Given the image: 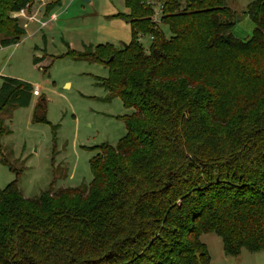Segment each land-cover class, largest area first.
Returning a JSON list of instances; mask_svg holds the SVG:
<instances>
[{
  "label": "trees",
  "instance_id": "trees-1",
  "mask_svg": "<svg viewBox=\"0 0 264 264\" xmlns=\"http://www.w3.org/2000/svg\"><path fill=\"white\" fill-rule=\"evenodd\" d=\"M35 1L0 0V48L19 43L14 15ZM124 1L129 14L115 17L128 23L130 42L80 59L111 58L106 87L133 110L126 135L98 149L88 187L25 198L7 163L15 178L0 191V264H210L200 241L208 233L226 257L264 249V0L244 12L253 25L245 41L232 34L235 13L224 0H159L168 37L152 24L151 8ZM139 35L151 37L148 53ZM200 49L215 55L203 73ZM226 72L263 85L230 114L222 109ZM32 90L3 78L0 110L28 107Z\"/></svg>",
  "mask_w": 264,
  "mask_h": 264
},
{
  "label": "rangeland",
  "instance_id": "rangeland-1",
  "mask_svg": "<svg viewBox=\"0 0 264 264\" xmlns=\"http://www.w3.org/2000/svg\"><path fill=\"white\" fill-rule=\"evenodd\" d=\"M54 1L36 0L25 13L15 14L24 35L18 44L0 48V85L9 77L40 91V97L32 98L28 107L13 111L15 107L7 104L0 110V153L2 149L4 161L15 168L20 192L30 199L50 189L58 192L90 186L94 179L92 161L98 149L118 145L126 135L124 118L133 112L106 87L112 76L107 52L99 58L103 61L80 59L86 50H119L130 42L128 23L115 17L129 14L125 1L60 0L53 6ZM253 1L224 0L235 13L232 34L243 41L253 30L244 14ZM51 15L56 19L49 21ZM156 27L169 36L166 25ZM151 42L150 36L138 40L145 53ZM35 59L37 65L33 64ZM195 59L198 73H203L213 64L215 55L200 49ZM231 74L226 72L222 80V109L229 114L238 101H244V97L251 101L263 90L261 83L237 80ZM40 101L44 103L43 120L36 121L33 115ZM238 126L239 122L231 132L235 133ZM14 178L7 164L0 162V190ZM200 241L207 248L210 264H264V249L257 253L241 250L239 256L225 260L217 235L202 234Z\"/></svg>",
  "mask_w": 264,
  "mask_h": 264
},
{
  "label": "built area",
  "instance_id": "built-area-1",
  "mask_svg": "<svg viewBox=\"0 0 264 264\" xmlns=\"http://www.w3.org/2000/svg\"><path fill=\"white\" fill-rule=\"evenodd\" d=\"M141 4L144 7L151 8V10H152V15H151L152 24L155 27L157 25H162L161 17H162V11H163V8H164L163 2H161L159 0H141ZM55 19H56V16L55 15H51L49 21H53ZM40 24L42 26H44L46 24V22H40ZM142 37H143L142 35H139L138 36V40L141 39ZM32 95L33 96H39L40 95L39 88H37V87L33 88Z\"/></svg>",
  "mask_w": 264,
  "mask_h": 264
},
{
  "label": "crops",
  "instance_id": "crops-1",
  "mask_svg": "<svg viewBox=\"0 0 264 264\" xmlns=\"http://www.w3.org/2000/svg\"><path fill=\"white\" fill-rule=\"evenodd\" d=\"M60 3H61V1H60ZM27 11V9H25L24 10V13ZM23 12V11H22ZM29 36H31V35H27L26 37H29ZM37 65V64H36ZM5 78H9V77H5ZM10 79H13V78H10ZM17 80V79H16ZM2 83V82H1ZM32 89H33V87H32ZM38 97H40V95L39 96H33L32 95V98H38ZM31 98V99H32ZM17 108H20V107H15L14 109H13V111L15 110V109H17ZM4 135H7V134H4ZM0 148H1V144H0ZM1 158H0V162L2 163V161L4 162V163H6L7 164V162L6 161H4V159L3 158H5L4 156H6V155H4V153L2 152V149H1ZM6 160V159H5ZM9 165H11V164H9ZM8 166V165H7ZM9 169V168H8ZM15 169V168H14ZM10 171V170H9ZM8 185V184H7ZM6 185V186H7ZM3 190V189H2ZM1 191V190H0ZM222 254H223V258L226 260V258H231V257H226L225 255H224V252H223V249H222Z\"/></svg>",
  "mask_w": 264,
  "mask_h": 264
},
{
  "label": "water",
  "instance_id": "water-1",
  "mask_svg": "<svg viewBox=\"0 0 264 264\" xmlns=\"http://www.w3.org/2000/svg\"><path fill=\"white\" fill-rule=\"evenodd\" d=\"M83 2H87V0H82ZM110 60H111V58H110ZM196 257L198 258V255H196Z\"/></svg>",
  "mask_w": 264,
  "mask_h": 264
}]
</instances>
